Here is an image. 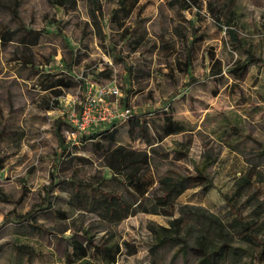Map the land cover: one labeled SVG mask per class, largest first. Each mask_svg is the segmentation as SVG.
Masks as SVG:
<instances>
[{"label":"rangeland","instance_id":"rangeland-1","mask_svg":"<svg viewBox=\"0 0 264 264\" xmlns=\"http://www.w3.org/2000/svg\"><path fill=\"white\" fill-rule=\"evenodd\" d=\"M117 1L96 0L102 30L98 35L95 22L99 21L90 14V0H75L65 6H53L48 0H0V21L11 28L26 27L43 34L36 49L47 57L54 54L48 67L41 68L54 74L50 81L65 76L58 65L61 54L87 86L85 90L55 86L47 92L37 91L27 79L28 72L18 78L8 73L6 60L12 57L14 45L6 50L0 47V125L11 123L23 137L0 146V264H56L81 223L97 238L118 244L121 250L116 264H193L175 257L169 245L151 252L152 229L168 224L164 216L139 213L107 227L71 213L54 196L60 194L58 179L69 175L89 179L104 169L101 151L96 153L90 142L67 150L69 153L60 152V140L65 145L73 140L65 136L69 114L81 115L94 98L93 92L89 93L98 86L116 85L119 89L117 103L107 97L110 111L117 113L127 103L131 113L143 114L155 126L166 112L184 123V133L170 135L152 147L162 154L155 155L162 171L189 174L195 173V166L207 167L205 173L213 188L202 199L196 196L200 205L212 210L225 206L223 195L230 196L231 176L239 165H253L259 171L255 187L264 197V152L260 153L264 149V0H202L200 9L182 8L179 3L185 0H138L132 13L121 18L122 26L107 19ZM208 1H214L221 25L206 9ZM229 19V27L236 28L245 46L259 59L247 65L244 75L241 65L246 53L228 40ZM64 38L70 48L64 46ZM41 99L57 100L58 107L42 111L34 104ZM91 107L92 113L104 109L102 105ZM125 126L118 128L121 142L149 150L140 141L132 142ZM102 143L107 146L108 140ZM59 162L71 167L69 175L56 171ZM241 201L235 199L236 205ZM45 208L51 212H44ZM57 210H66L68 218H62ZM28 213L32 216L26 220ZM28 227L35 232L28 235L22 230ZM36 230L50 235V245ZM123 241L129 246L119 245ZM15 250L25 255L23 260L17 259L23 262L15 261Z\"/></svg>","mask_w":264,"mask_h":264},{"label":"trees","instance_id":"trees-1","mask_svg":"<svg viewBox=\"0 0 264 264\" xmlns=\"http://www.w3.org/2000/svg\"><path fill=\"white\" fill-rule=\"evenodd\" d=\"M48 1L53 6H65L69 2H75ZM137 1L118 0L117 7L108 15L109 22L122 26L121 18H126L132 13ZM90 3V14L99 21L95 22V25L100 35L102 30L99 7L96 0H90ZM182 3H179L182 8L202 7V0H185ZM141 9L142 7L139 8ZM206 9L216 18L219 25L223 23L220 16L215 15L214 1H208ZM226 23L228 40L234 48L246 53L245 61L241 65L244 75L247 65L259 59L245 46L246 41L239 36L236 28L229 27L230 19ZM9 36L10 32L7 30L0 31L1 38L6 39ZM190 62L189 52L185 66L189 67ZM56 84L69 87L71 83L61 79ZM120 102L123 103V99ZM123 104L125 107H122L130 109L126 106L127 103ZM122 124L127 125V135L132 142L141 141L149 150L121 142L118 128ZM71 127L69 124L66 129ZM231 130L241 137L235 127L231 126ZM185 131L184 123L173 120L169 112H166L160 124L155 126L154 121L145 118L143 114H133L130 110L127 119L122 122L113 120L90 127L77 133L76 139L68 145L60 140L61 154L69 153L67 148L76 150L79 145L90 142L96 153L101 151L99 160L104 168L92 178H76L63 182V190L67 194L62 202L71 213L85 215L107 227L118 225L126 218L139 213L168 218L167 225L152 229L154 240L149 245L151 252L169 245L175 250V257L181 256L184 262L191 260L193 264H264V197L255 187V183L260 181L259 171L255 170L253 165L237 166V172L231 176V194L223 195L225 206L212 210L200 205V200L213 188L205 173L207 167L195 166V173L189 174L168 169L162 171L155 158V155L162 154L152 147L170 135ZM103 140H108L107 146L102 143ZM254 142L258 147H262L261 143ZM262 152L264 149L260 151ZM178 153L182 154L180 151ZM60 170L69 171L71 167L60 165ZM188 190H193V193L184 201H180L179 198L186 195ZM196 196L201 199L196 201ZM235 199L242 200L239 206L236 205ZM47 209H43L44 212H51ZM57 212L62 218H68L66 210ZM31 216L30 213L26 214V220ZM29 225L32 226L30 223ZM83 225L84 223H81L76 226L68 238L70 251L65 255L62 264H115L121 250L118 244L108 238H97L91 228ZM120 245L129 246L125 241Z\"/></svg>","mask_w":264,"mask_h":264},{"label":"crops","instance_id":"crops-1","mask_svg":"<svg viewBox=\"0 0 264 264\" xmlns=\"http://www.w3.org/2000/svg\"><path fill=\"white\" fill-rule=\"evenodd\" d=\"M2 27H3V29H2ZM6 30L8 32H10V36H9V38H6V39H3L0 37V47H2L4 50H6L8 46L14 45L13 50H12V57H10L9 59L6 60L8 73L13 74L15 77H17V76L22 77V74L24 72H28V75H27L28 81L31 82L32 84H34V87L36 88L37 91H41V92L50 91L55 86L64 87L62 85L56 84V82L58 80H61V79L64 81H69L71 83L69 87H64L67 91L74 90L76 88L77 89L81 88L82 90L87 89V86H85V84L83 85L84 82L75 75V73H74V71L70 65L71 64L70 61L68 62L64 58V56L61 54H60V57L58 59V65L61 67L60 71H62V73L65 76L59 77V78L55 79V81H53V82L50 81V78L52 76H54V74H52V73L50 74L48 70L44 71L41 68L42 67H48L49 62L52 60V55H54V54L49 55L50 57H47L46 55H44L43 53H41L39 50L36 49V47L39 46L41 43V35H43L42 33H40V32L38 33V31L32 30L30 28H26V27L11 28L3 20H1L0 21V31L5 32ZM46 33H48V32H46ZM63 40H64V46L67 48L68 47L70 48L71 45H70L69 41L66 38H64ZM38 52H39V54H38ZM43 60H46V61L44 62ZM73 62H72V64L75 63V62L74 63ZM34 104H36V107H38L42 111H49V110L56 109L58 107V101L57 100L52 102V101H49L48 99H46V100L41 99L40 103H38V101H37ZM3 124H6V125H3ZM3 124L0 125V146L4 143L8 142V141H9V144H12L13 142H16L18 140L23 139L21 132L16 131V129L14 128V126H12L11 123L5 122ZM8 126L10 127V129H8ZM125 127L127 128V125ZM135 142H139V141H135ZM60 148H61V146H60ZM67 149L69 150V148H67ZM60 152H61V149H60ZM60 165H61V167H66L65 165H62L61 162H59L58 165H56V167H55L56 171L57 172L61 171L63 174L69 175V172H71V171L70 170L69 171L60 170ZM76 178L69 175L68 178L58 179V181H57L58 183H56V186L57 185L59 186L58 188L60 190V194L59 195L55 194L54 196L58 197V199L63 201L65 198V194H67V192H65L63 190V182L70 181V180L76 179ZM45 200L47 202L49 199H45ZM44 205H46V203ZM47 210H50V208H48ZM22 230L27 232L28 235H29V233L35 232V230L30 228V227L22 229ZM36 231L42 237V241L45 244L47 243L48 245H50V242H52L50 237H49L50 235H48V233H45L43 231H39V230H36ZM61 238L66 240V237H61ZM57 240H60V239H57ZM57 240L55 238V241H57ZM58 243H60V242H58ZM69 251H70V247L68 244L67 248H65V250H64V253L61 256L60 255L58 256L59 259H57L55 263L56 264H62V262H64V260H65V255ZM22 253L23 252H21V251H16V255H15L16 256L15 257L16 262H18V263L23 262V261L17 260L18 258H21V260H23L25 255ZM52 254H56V253H52Z\"/></svg>","mask_w":264,"mask_h":264},{"label":"built area","instance_id":"built-area-1","mask_svg":"<svg viewBox=\"0 0 264 264\" xmlns=\"http://www.w3.org/2000/svg\"><path fill=\"white\" fill-rule=\"evenodd\" d=\"M91 93L94 95V98L89 100L88 105H86L87 107L85 106L84 111L81 115L74 116L72 113L69 114V124H71L72 127L71 129L65 130V136L67 138L75 140L77 133L86 131L90 127L99 124H106L113 120H119L122 122L127 119L130 113L129 108H124L121 106V110L115 113L114 111H110L109 108L106 107V103H108L106 102L108 96L114 98V104L118 101L120 92L116 85L98 86L89 94ZM96 105L104 106L103 111L98 113H92L93 107L91 106Z\"/></svg>","mask_w":264,"mask_h":264}]
</instances>
